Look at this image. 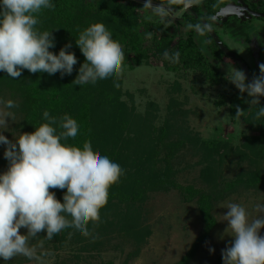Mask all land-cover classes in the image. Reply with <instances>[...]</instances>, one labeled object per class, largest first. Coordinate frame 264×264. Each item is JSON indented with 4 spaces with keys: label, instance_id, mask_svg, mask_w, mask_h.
Wrapping results in <instances>:
<instances>
[{
    "label": "trees",
    "instance_id": "16d2710c",
    "mask_svg": "<svg viewBox=\"0 0 264 264\" xmlns=\"http://www.w3.org/2000/svg\"><path fill=\"white\" fill-rule=\"evenodd\" d=\"M144 1L52 0L55 9L42 10L38 28L41 31H52L55 47L49 50L55 54L66 44H71L67 51L77 57L73 72L63 76L57 72L50 76L47 73L33 74L25 69L19 78L13 79L6 72L0 71V99L9 93L11 99L19 105L18 110L23 117L14 126L17 135L33 132L36 126L46 123L43 118L45 110L57 118L67 114L77 121L79 131L74 139L69 138L66 143L82 148L85 141H90L94 151L108 156L125 170L120 182L109 189L107 205L101 209L105 210L100 212L102 222L95 227L101 234L105 229L109 232L112 226H118L116 222L123 224L130 219L131 225H137L141 214L135 203L143 202L151 192L174 189L185 202L196 201L203 219L202 231L189 252L175 263L189 264L197 249L209 239L217 226L215 205L231 192L264 189V118L254 121L255 109L248 111L250 104L246 101L251 97L247 92L240 93L237 90L233 93H221L216 104L227 106L232 120H240L252 132L243 134L241 143L234 146L225 140H204L198 132L191 130L185 119L187 111L182 109V103L177 99H170L167 117L162 126L156 127L153 123L157 116H153V113L158 109L157 104L149 103L152 111L148 118H134L132 108L122 100V78L119 88L113 86L111 78L98 80L94 85L72 84L80 66L85 62V57L76 45V38L80 31L96 22L105 24L112 33V38L121 44L126 60L131 54L136 65L156 61L174 72L181 69L194 70L211 84L221 82L222 73L210 61L207 53L201 52L195 39V30L186 28L188 23L207 21L212 23L219 35L217 26L209 20L220 8L218 0H201L199 5L189 9H184L182 5L175 6L177 10L184 12L168 27L162 24L159 17L154 19L143 11ZM246 1L256 11L264 13V0ZM152 2L160 4V0ZM182 27L186 29L184 34L180 32ZM206 36L211 41L209 44L213 49V58L225 56L209 33ZM166 50L170 53L179 51V62L171 63L164 59L163 53ZM239 68L241 69L240 66ZM259 100L260 104L256 107H264V96L259 97ZM236 106L245 111L239 119L235 118ZM183 149L199 155L201 177L207 184L206 187L178 181L175 162ZM231 156L243 159L246 165L233 179H227L223 175V163L230 160ZM8 164L3 152L0 156V174L7 170ZM50 191L63 202L66 189ZM117 209H122V213L114 214ZM108 213L118 218L106 223L104 219ZM131 225L129 229L122 226L125 239L133 237L136 232ZM89 228L92 230L93 226L90 224ZM142 228L144 235L151 233L148 225ZM139 229L140 226L137 227ZM144 240H135L137 246L130 257L138 254ZM97 242L98 240L94 242V246ZM216 263L223 264L222 253L217 257Z\"/></svg>",
    "mask_w": 264,
    "mask_h": 264
},
{
    "label": "clouds",
    "instance_id": "9594fccd",
    "mask_svg": "<svg viewBox=\"0 0 264 264\" xmlns=\"http://www.w3.org/2000/svg\"><path fill=\"white\" fill-rule=\"evenodd\" d=\"M201 0H160L154 6L152 0H145L143 9L151 10L161 19L165 27L170 26L176 12L175 6L189 9L199 5ZM54 10L52 0H0V71L15 79L23 70L30 73H47L61 76L71 75L77 57L67 51L71 44L62 47L58 54L49 49L55 47L52 31H41L39 14L42 10ZM215 21L216 17H210ZM186 28L205 36L213 30L211 22L188 23ZM151 33H149V36ZM76 45L85 57L74 85L96 84L98 80L112 79L119 88V81L125 72V52L121 44L112 38V33L102 22L90 24L79 32ZM211 43L205 39L204 46ZM205 47H201V52ZM163 57L171 63H178L180 52L165 51ZM259 76H253L246 83L243 70L230 67L226 79L240 93L251 97L248 111L255 109L254 121L264 118V107L259 97L264 96V63L259 65ZM0 130L8 127V120L16 121L12 109L19 105L12 100L0 99ZM245 114L236 106L235 118ZM46 123L35 127L33 132H23L9 140L0 131V144L6 145L4 157L8 168L0 174V260L5 262L23 256L36 264H47L46 257L51 250L37 252L38 234L46 231L45 240L51 241L65 229H74L95 242L100 237L90 230L89 225L98 227L101 209L107 205L109 189L120 182L125 170L108 156L94 151L90 141L82 148L66 143L78 135L79 125L65 114L57 118L45 110ZM62 141H65L62 143ZM50 189L65 190L63 202ZM223 215L227 221L226 232L234 238L230 246L222 250L223 264H264V215L250 218L246 208L239 203H228ZM257 213H264V204L255 205ZM26 229L22 234L21 229ZM42 246V241H40ZM210 252L214 249H209Z\"/></svg>",
    "mask_w": 264,
    "mask_h": 264
},
{
    "label": "rangeland",
    "instance_id": "374dc122",
    "mask_svg": "<svg viewBox=\"0 0 264 264\" xmlns=\"http://www.w3.org/2000/svg\"><path fill=\"white\" fill-rule=\"evenodd\" d=\"M232 1L236 0H218V3L222 7ZM143 11L154 19L158 18L151 10L143 9ZM183 12L184 10H176L174 17H171L172 22L180 18ZM217 31L224 44L246 62L251 78L254 75L259 76V65L264 63V19L254 17L241 21L238 17H232L225 26H217ZM180 32L184 34L186 29L182 27ZM195 39L200 47H205L210 61L215 63L222 73L220 83L211 84L194 70L181 69L178 72L168 70L156 61L136 65L132 61L133 55L130 54L125 61V72L122 77V100L132 108L134 118H148L152 111L149 103H156L158 109L154 110L153 116L157 118L153 125L159 127L167 117L170 99H177L182 103V109L187 111L185 119L191 130L198 132L204 140H225L238 146L243 134L248 135L252 132L240 120L233 121L228 107L217 105L216 100L223 92L233 93L238 90L226 79V75L230 67L240 68L226 55L214 59L210 44L206 46L202 44L207 39L206 35L200 36L196 33ZM9 99L14 101L7 93L3 100ZM11 111L15 112L16 121L6 118L8 127L0 131L9 140L15 142L17 131L14 126L23 115L18 108ZM5 148L6 145L0 144V156ZM199 162V155L183 149L175 162L178 181L182 184L206 187L207 184L201 177L202 165ZM245 165L243 159L231 156L230 160L223 163V175L227 179H233L240 169L245 168ZM228 203H239L244 206L250 218L264 215L255 211L257 203L264 204V189L251 188L226 194L214 208L217 226L209 239L197 249L189 264H217V257L222 250L233 242L234 238L230 231H225L228 223L223 220V215L228 211L224 207ZM135 204L141 214L139 223L131 225L130 219L123 224L112 221L121 227L112 226L111 231L107 232L105 229L102 234L98 228L92 229L94 234L100 233L96 246L90 237L86 238L74 229L63 230L51 241L43 239L46 231L41 232L37 240L32 243L37 245L38 253L51 250L53 254L46 257L47 264H101L107 261H112L113 264L177 263L189 252L203 228V219L196 201L185 202L178 191L170 189L151 192L143 202ZM113 213L119 215L122 209H117ZM114 218L118 216L108 213L104 221L107 223L116 220ZM130 225L136 232L133 237L125 239L122 235L125 233L122 231V226L129 229ZM145 225H148L151 231L148 236L143 234L142 227ZM139 226L141 229L137 230ZM20 231L25 234L27 230L22 228ZM260 234L264 235V228L260 230ZM143 239L145 240L138 254L130 257L137 246L136 241ZM210 248L214 251L210 252ZM0 264H36V262L17 256L7 262L0 260Z\"/></svg>",
    "mask_w": 264,
    "mask_h": 264
},
{
    "label": "water",
    "instance_id": "95a60500",
    "mask_svg": "<svg viewBox=\"0 0 264 264\" xmlns=\"http://www.w3.org/2000/svg\"><path fill=\"white\" fill-rule=\"evenodd\" d=\"M145 2V1H144ZM154 6H158L159 4L153 3ZM216 17L215 24L218 26L224 25L229 18L231 17H238L241 21H246L248 19H252L254 17H261L264 18L263 12H258L252 10L249 5L245 2V0H237L227 3L226 5L219 8L218 12L214 15ZM205 22V21H203ZM212 39L215 41L217 46L223 51V53L228 56L230 59L235 61L241 69L246 74V80L251 82L252 78L250 76V69L246 62L237 56L236 53L231 51L222 41L220 36L216 33L215 29L209 33Z\"/></svg>",
    "mask_w": 264,
    "mask_h": 264
},
{
    "label": "flooded vegetation",
    "instance_id": "af4514ba",
    "mask_svg": "<svg viewBox=\"0 0 264 264\" xmlns=\"http://www.w3.org/2000/svg\"><path fill=\"white\" fill-rule=\"evenodd\" d=\"M236 1H237V0H236ZM236 1H235V2H236ZM245 2L249 5V7H250L252 10L256 11V10L253 8V6H252L249 2H247L246 0H245ZM258 12H259V11H258ZM213 16H214V15H213ZM234 17H236V16H234ZM231 18H232V17H231ZM231 18H229V20H230ZM229 20H228V21H229ZM228 21H227V22H228ZM227 22H226V23H227ZM213 23L215 24V21H213ZM215 25H216V24H215ZM224 25H225V23H224ZM224 25H223V26H224ZM216 26H218V25H216Z\"/></svg>",
    "mask_w": 264,
    "mask_h": 264
}]
</instances>
